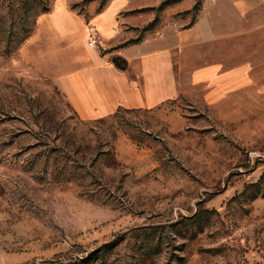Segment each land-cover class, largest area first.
I'll return each instance as SVG.
<instances>
[{
  "label": "rangeland",
  "instance_id": "1",
  "mask_svg": "<svg viewBox=\"0 0 264 264\" xmlns=\"http://www.w3.org/2000/svg\"><path fill=\"white\" fill-rule=\"evenodd\" d=\"M60 1L88 29L113 12L103 55L169 41L249 84L85 119L54 78L91 32L37 35ZM0 264H264V0H0Z\"/></svg>",
  "mask_w": 264,
  "mask_h": 264
},
{
  "label": "crops",
  "instance_id": "2",
  "mask_svg": "<svg viewBox=\"0 0 264 264\" xmlns=\"http://www.w3.org/2000/svg\"><path fill=\"white\" fill-rule=\"evenodd\" d=\"M100 40L111 41L119 21L107 10L92 18ZM89 29L63 1L53 11L40 17L37 35L47 36L51 46H62L71 40L85 39ZM145 43V42H144ZM152 50L142 53L144 45ZM108 46V44H106ZM158 40L135 46L133 50L102 54L90 48L89 62L54 78L56 87L85 119L110 116L121 107L154 108L184 95L193 100L215 99L235 93L249 84V67H228L223 60L192 66L177 58L175 45L169 41L160 49Z\"/></svg>",
  "mask_w": 264,
  "mask_h": 264
},
{
  "label": "built area",
  "instance_id": "3",
  "mask_svg": "<svg viewBox=\"0 0 264 264\" xmlns=\"http://www.w3.org/2000/svg\"><path fill=\"white\" fill-rule=\"evenodd\" d=\"M89 32H91V33L89 34L87 44L90 48H95L97 46L98 42L100 41V36L97 34L95 29H89Z\"/></svg>",
  "mask_w": 264,
  "mask_h": 264
}]
</instances>
